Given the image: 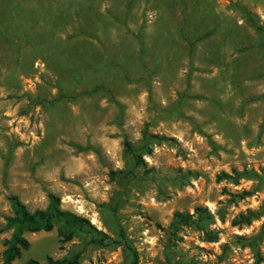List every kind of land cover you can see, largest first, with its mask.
<instances>
[{"label":"rangeland","instance_id":"374dc122","mask_svg":"<svg viewBox=\"0 0 264 264\" xmlns=\"http://www.w3.org/2000/svg\"><path fill=\"white\" fill-rule=\"evenodd\" d=\"M253 19L264 0H0V264L10 197L50 194L92 232H28L13 264H264Z\"/></svg>","mask_w":264,"mask_h":264},{"label":"trees","instance_id":"16d2710c","mask_svg":"<svg viewBox=\"0 0 264 264\" xmlns=\"http://www.w3.org/2000/svg\"><path fill=\"white\" fill-rule=\"evenodd\" d=\"M253 25L262 34L264 26L259 24L256 20H252ZM158 137L155 134H150L144 131L143 140L147 144L151 138ZM126 149L134 156L136 163L142 161V155L128 139H125ZM12 200L13 213L6 218L8 228L13 229L12 236L7 240V246L4 250V264H13V262L21 255L22 250L29 248L31 242L26 237L28 232H38L41 230L50 231L54 228L57 221H63L66 225L75 227L79 230L91 233L93 225L84 217L75 214L74 212L64 210L61 208V199L55 195L50 194V202L46 208H38L30 210L28 206L20 200L16 195L10 197ZM252 215L256 217L262 216L261 212H253ZM177 215H183L177 213ZM120 235L126 241L125 231L120 227ZM69 239V238H68ZM28 264H73L69 259H56L48 256L44 263L30 259ZM131 264H139V257L136 251L133 252V259Z\"/></svg>","mask_w":264,"mask_h":264}]
</instances>
